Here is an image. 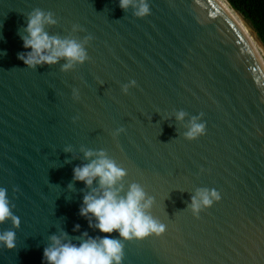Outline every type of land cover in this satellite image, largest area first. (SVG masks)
Here are the masks:
<instances>
[{
  "label": "water",
  "instance_id": "water-1",
  "mask_svg": "<svg viewBox=\"0 0 264 264\" xmlns=\"http://www.w3.org/2000/svg\"><path fill=\"white\" fill-rule=\"evenodd\" d=\"M148 3L137 18L118 0H0V187L20 219L0 224L16 234L13 249L0 245V264H45L48 238L61 230L77 244L84 231L109 235L78 214L89 191L72 179L88 162L81 147L124 168V189L142 185L165 225L160 236L123 241L122 264H264V62L222 0ZM34 8L57 19L50 35H91L90 59L67 72L63 60L26 67L17 53L27 51L20 33ZM200 113L205 133L186 139ZM197 188L221 198L194 216Z\"/></svg>",
  "mask_w": 264,
  "mask_h": 264
},
{
  "label": "clouds",
  "instance_id": "clouds-1",
  "mask_svg": "<svg viewBox=\"0 0 264 264\" xmlns=\"http://www.w3.org/2000/svg\"><path fill=\"white\" fill-rule=\"evenodd\" d=\"M118 7L123 11L132 10V15L143 18L150 14L148 0H118ZM57 24V19L51 11L34 8L26 16V24L20 33L22 47L27 51L17 53V58L23 61L28 68L37 66L54 65L61 60L64 63L60 70L67 72L76 65L89 60L86 45L93 39L86 35L82 40L68 36L50 35L46 26ZM73 31L82 27L73 24ZM136 81L130 80L121 86L124 93L135 86ZM72 98L79 100V91L72 89ZM186 113L183 110L175 113L177 121H182ZM203 113L192 116L188 122L187 130L183 133L186 139H195L205 133V123L200 120ZM77 117H73V120ZM124 129H115L113 135H119ZM71 151L70 147L64 149ZM84 158L88 161L72 169L73 181L83 182L85 192L79 207L78 214L88 221V227L103 236H90L87 231L81 232L73 243L68 233L49 236V244L43 249L45 264H122L123 241L143 239L149 235L160 236L165 231V225L160 223L150 214L154 198L146 193L143 186L132 182L124 189L123 178L127 171L118 166L109 158L104 150H92L81 147ZM95 182V187L93 184ZM72 188V184L68 185ZM15 191V189H14ZM220 193L214 188H197L190 197L189 208L194 216L204 208L210 207L214 201L220 200ZM7 189L0 187V224L11 221L13 228H18L20 219L12 209ZM80 225L75 224L73 231H79ZM118 233L119 238L110 236ZM16 234L12 230L0 232V245L11 250L15 247Z\"/></svg>",
  "mask_w": 264,
  "mask_h": 264
},
{
  "label": "trees",
  "instance_id": "trees-1",
  "mask_svg": "<svg viewBox=\"0 0 264 264\" xmlns=\"http://www.w3.org/2000/svg\"><path fill=\"white\" fill-rule=\"evenodd\" d=\"M250 29L264 48V0H225Z\"/></svg>",
  "mask_w": 264,
  "mask_h": 264
},
{
  "label": "bare ground",
  "instance_id": "bare-ground-1",
  "mask_svg": "<svg viewBox=\"0 0 264 264\" xmlns=\"http://www.w3.org/2000/svg\"><path fill=\"white\" fill-rule=\"evenodd\" d=\"M222 1L226 4V6L230 9V11L233 13V15L235 16V18H236V19L238 20V22L241 24V26L243 27V29L246 31V33H247L248 36L250 37L252 43L254 44L256 50L258 51L259 55L261 56V58H262V60H263V62H264V58L262 57V55H261L259 49L256 47L255 42L253 41V39H252L251 36L249 35L248 31L246 30V28H245V27L243 26V24L241 23V20L238 18V16L236 15V13L230 8V6L227 4V2H226L225 0H222Z\"/></svg>",
  "mask_w": 264,
  "mask_h": 264
},
{
  "label": "rangeland",
  "instance_id": "rangeland-1",
  "mask_svg": "<svg viewBox=\"0 0 264 264\" xmlns=\"http://www.w3.org/2000/svg\"><path fill=\"white\" fill-rule=\"evenodd\" d=\"M235 12V11H234ZM236 13V12H235ZM236 15L238 16V18L241 20V17L236 13ZM242 21V20H241ZM249 35L251 36V38L253 39V41L255 42L256 47L259 49L262 57L264 58V48L262 47L261 43L259 42V40L252 36V34L248 31Z\"/></svg>",
  "mask_w": 264,
  "mask_h": 264
}]
</instances>
